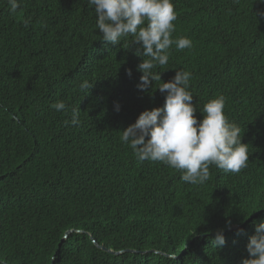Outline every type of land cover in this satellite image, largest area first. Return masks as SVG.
<instances>
[{
  "label": "trees",
  "instance_id": "16d2710c",
  "mask_svg": "<svg viewBox=\"0 0 264 264\" xmlns=\"http://www.w3.org/2000/svg\"><path fill=\"white\" fill-rule=\"evenodd\" d=\"M172 2V38L188 37L192 47L173 44L167 65L152 70L162 81L142 91L143 49L131 37L102 42L87 0H20L15 13L0 0L4 264L249 258L253 221L264 220V0ZM179 70L191 73L198 120L209 100L225 96L224 114L248 144V166L240 172L210 165L209 179L192 185L162 162L138 161L121 141L120 131L144 110L163 106L157 87ZM83 82L89 87L81 89ZM57 101L66 110L50 107ZM73 110L78 125L71 123ZM217 230L225 236L221 248L211 243Z\"/></svg>",
  "mask_w": 264,
  "mask_h": 264
},
{
  "label": "clouds",
  "instance_id": "9594fccd",
  "mask_svg": "<svg viewBox=\"0 0 264 264\" xmlns=\"http://www.w3.org/2000/svg\"><path fill=\"white\" fill-rule=\"evenodd\" d=\"M96 14V29L101 41L120 44L124 37H131L139 44L145 57L137 69L142 73L138 88L146 91L153 81H162L161 72L154 68L163 67L169 61V49L175 44L178 50L192 47L188 37L173 39V21L177 19L172 0H87ZM9 9L15 13L20 0H7ZM25 20L24 26L28 27ZM137 54H141L138 53ZM147 57V59H146ZM131 76V69L128 70ZM191 73L176 71L168 82L157 89L164 94L162 107L144 110L137 120L122 133L121 141L128 145L138 161H159L180 171L181 180L192 185L204 184L210 177V165L225 173H238L249 162L248 144L242 143L241 129L230 122L224 114L226 98L218 95L203 107V118L198 120L193 105L190 87ZM81 89L89 87L87 82ZM92 87V86H91ZM56 111L66 110L63 101L50 105ZM119 111V104L116 105ZM78 111L73 110L71 123L79 124ZM255 234L246 246L249 258L241 264H264V220L253 221ZM243 233V229L238 230ZM211 243L216 248L225 244L223 230H217ZM0 264H4L0 260Z\"/></svg>",
  "mask_w": 264,
  "mask_h": 264
},
{
  "label": "water",
  "instance_id": "95a60500",
  "mask_svg": "<svg viewBox=\"0 0 264 264\" xmlns=\"http://www.w3.org/2000/svg\"><path fill=\"white\" fill-rule=\"evenodd\" d=\"M94 241V240H93ZM109 252H111V253H117V252H114V251H111V250H108Z\"/></svg>",
  "mask_w": 264,
  "mask_h": 264
}]
</instances>
